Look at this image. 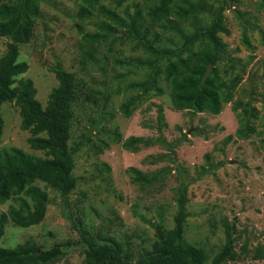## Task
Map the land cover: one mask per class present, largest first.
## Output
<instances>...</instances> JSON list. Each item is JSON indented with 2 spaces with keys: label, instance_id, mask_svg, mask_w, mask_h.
I'll return each mask as SVG.
<instances>
[{
  "label": "rangeland",
  "instance_id": "obj_1",
  "mask_svg": "<svg viewBox=\"0 0 264 264\" xmlns=\"http://www.w3.org/2000/svg\"><path fill=\"white\" fill-rule=\"evenodd\" d=\"M261 1L239 0L238 5L224 13L226 32L220 34L231 55L248 63L234 99L242 105L249 103L257 116L250 118L254 133L242 140L235 137L238 121L231 104H224L216 116L207 112L193 114L170 108L166 94L151 95L129 118H123L118 107L130 94L123 89L141 72L134 67L118 69L117 72L129 71L127 81L123 82L113 78L115 73L106 64L116 58L125 62L128 56L144 57L142 51H131V46L125 44L122 53L95 52L92 64L82 70L80 37L71 20L78 0H41L33 37L29 43L18 46L17 61L28 66L21 77L33 81L36 98L45 105L49 92L57 84L50 67L58 61L65 70L81 77L88 90L102 91L110 97L105 107L101 99H97L96 105L83 106L80 97L74 105L68 145L78 149L72 170V176L78 179L76 187L68 195H62L58 189L37 183L48 194L43 220L28 228L7 221L0 247L14 249L28 239L43 251L59 244L67 252L51 264H87L85 238L98 235L129 244L127 247L135 259L152 248L158 232L155 226L160 225L164 231L173 227L177 189L182 181H190L183 225L185 242L202 249L207 264H211L226 243L227 223L233 230L232 247L238 258L220 264H264V44L260 32H264V2L259 5ZM239 14L256 28L248 30L255 49L252 54L240 42ZM90 22L86 21L87 30L91 31L94 24ZM159 35L166 39L170 34ZM9 42V38L0 37V57ZM159 44L169 43L162 40ZM175 44L171 47L178 48L179 43ZM104 56L108 57L107 62ZM157 105H162L167 123L161 130L157 129ZM1 114L0 148L15 147L43 157L42 152L29 148L30 134L20 129L15 105H3ZM197 131L199 135L194 133ZM229 135L232 138L224 144ZM118 136L123 140L132 136L152 139L154 143L140 146L132 153L114 142ZM105 144L107 148L102 149ZM160 156L164 160L156 162ZM105 167L110 170L107 172ZM130 167L148 176L158 172L160 179L151 187L134 185L126 172ZM11 205L16 207L10 200L0 204V214Z\"/></svg>",
  "mask_w": 264,
  "mask_h": 264
},
{
  "label": "trees",
  "instance_id": "obj_2",
  "mask_svg": "<svg viewBox=\"0 0 264 264\" xmlns=\"http://www.w3.org/2000/svg\"><path fill=\"white\" fill-rule=\"evenodd\" d=\"M40 3L41 0H0V37L10 39L6 52L0 57V143L3 131L1 108L12 103L18 110L20 129L30 134L29 148L44 154L38 157L15 147L0 148V204L10 200L16 205L0 214V238L7 221L16 227L28 228L43 220L48 194L37 183L58 189L62 195H68L76 187L78 179L72 176V170L73 156L78 149L68 145L74 105L80 97L83 106L86 103L96 105L97 99H101L105 107L110 97L102 91L88 90L81 77L65 70L57 61L50 67L56 86L49 92L45 105L36 98L33 81L21 77L28 66L18 62L17 57L18 46L29 43L33 37ZM125 3L124 9L118 12ZM235 4L238 5L239 0H78L71 20L80 37L81 69L92 64L95 52L122 53V46L129 44L131 51L140 49L144 57L128 56L125 62L116 58L110 65L106 64L115 73L113 78L123 82L127 81L129 71L117 72L118 69L134 67L141 72L123 89L130 92L118 107L123 118H129L151 95L166 94L170 108L193 114L207 112L216 116L224 104H231V111L238 121L235 137L246 140L255 131L250 118L256 117L257 113L249 103L242 105L234 96L248 63L235 59L220 36L226 32L224 13ZM129 8H132L131 12ZM238 18L241 45L252 54L255 49L248 30L254 31L255 25L242 20L241 14ZM86 21L93 22L91 31L87 30ZM260 32L263 35L261 44H264V32ZM159 34L170 35L163 39ZM161 39L167 41L168 46L157 45ZM173 43H179L178 48H172ZM107 58L104 56L106 62ZM156 109L157 129L161 130L167 123L162 105H157ZM194 133L199 135L198 131ZM231 138L229 135L224 144ZM114 142L132 153L140 146L154 143L152 139L134 136L125 140L118 136ZM162 160L164 157L160 156L156 162ZM105 168L107 172L110 170ZM126 172L130 182L141 187H151L160 179L158 172L148 176L133 167ZM189 185L190 181L181 182L177 189L174 225L166 231L160 225L154 227L158 232L149 251L135 260L127 247L129 244L94 235L85 238L87 264H207L203 250L186 243L183 238ZM225 227L226 243L211 264L238 258L232 247L233 230L227 223ZM66 252V247L59 244L43 251L28 239L14 249L0 247V264H51Z\"/></svg>",
  "mask_w": 264,
  "mask_h": 264
}]
</instances>
